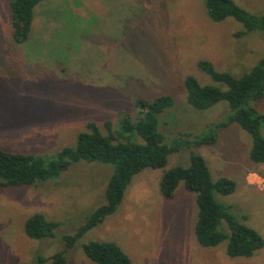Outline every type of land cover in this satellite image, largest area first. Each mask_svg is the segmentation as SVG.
Listing matches in <instances>:
<instances>
[{
    "label": "rangeland",
    "instance_id": "rangeland-1",
    "mask_svg": "<svg viewBox=\"0 0 264 264\" xmlns=\"http://www.w3.org/2000/svg\"><path fill=\"white\" fill-rule=\"evenodd\" d=\"M9 1L0 0V147L9 152L52 156L74 146L88 123L108 135L119 130L123 114L135 118L136 98L165 94L175 100L159 115L167 142L206 135L229 107H192L186 76L222 86L199 68L200 60L243 76L264 56L260 31L238 36L243 24L232 17L211 20L205 0H44L22 43L12 40ZM233 1L264 13V0ZM257 107L264 113V98ZM218 134L214 143L170 154L164 168L135 174L115 212L67 250L68 264H97L83 248L91 240L116 243L130 264H264V246L244 258L227 254L228 240L201 245L196 193L183 182L172 198L161 192L164 171L188 165L190 151H197L215 179L236 182L234 193H217V199L264 238V164L250 159L252 137L238 124ZM111 171L104 163L81 160L45 182L0 184V264H35L40 255L66 249L64 237L106 201ZM37 213L58 223L55 236L27 235L25 222Z\"/></svg>",
    "mask_w": 264,
    "mask_h": 264
},
{
    "label": "trees",
    "instance_id": "trees-1",
    "mask_svg": "<svg viewBox=\"0 0 264 264\" xmlns=\"http://www.w3.org/2000/svg\"><path fill=\"white\" fill-rule=\"evenodd\" d=\"M44 0H10L12 40L22 43L29 39L36 6ZM208 15L213 21L232 17L243 24L238 36L254 31L264 35V13L255 14L233 0H205ZM199 68L214 82L202 84L195 76L185 78L188 103L205 110L217 103L225 102L229 107L227 117L216 123L206 135H194L167 142L159 129V115L174 105L169 94L152 100L138 97L134 100L138 113L134 117L125 113L118 127L108 135L101 132L94 122L88 130L78 135L74 146H66L56 154L45 157L35 154L9 152L0 147V184L6 187L33 185L59 176L73 163L81 160L96 161L111 167L106 185V201L91 212L77 232L66 235V249L51 256H38L35 264H68L67 250L86 232L99 225L108 215L115 212L122 202L131 178L145 168H164L168 157L183 148L214 143L218 130L235 123L252 137L250 159L264 164V113L257 107L264 98V56L243 76L218 71L212 63L200 60ZM190 135V134H189ZM188 165H176L165 170L161 177V192L172 198L178 185L196 193L198 217L195 234L201 245L216 246L227 241V254L231 257L250 258L263 246L264 238L253 226L247 224L220 202L216 194L230 195L236 190V182L228 176L214 178L206 158L197 151H190ZM58 223L43 214L30 216L25 222V231L30 238L42 239L55 236ZM85 253L97 264H130V257L116 243L91 240L83 244Z\"/></svg>",
    "mask_w": 264,
    "mask_h": 264
}]
</instances>
